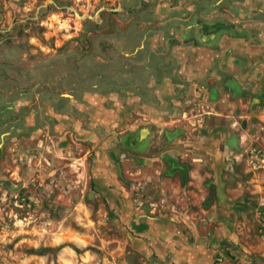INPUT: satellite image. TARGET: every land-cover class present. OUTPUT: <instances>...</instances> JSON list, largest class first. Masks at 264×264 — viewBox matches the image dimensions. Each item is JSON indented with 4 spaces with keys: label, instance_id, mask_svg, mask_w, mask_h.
I'll list each match as a JSON object with an SVG mask.
<instances>
[{
    "label": "rangeland",
    "instance_id": "374dc122",
    "mask_svg": "<svg viewBox=\"0 0 264 264\" xmlns=\"http://www.w3.org/2000/svg\"><path fill=\"white\" fill-rule=\"evenodd\" d=\"M0 264H264V0H0Z\"/></svg>",
    "mask_w": 264,
    "mask_h": 264
},
{
    "label": "crops",
    "instance_id": "0c3cea01",
    "mask_svg": "<svg viewBox=\"0 0 264 264\" xmlns=\"http://www.w3.org/2000/svg\"><path fill=\"white\" fill-rule=\"evenodd\" d=\"M173 169H177L180 173H181V178H182V181L181 182H184V189L187 191L188 193V189L187 186L188 185H191L192 183H194L195 181L194 180H189L188 179V176L189 174L191 173L190 172V169L189 167H187L186 165V162L182 161V160H179V159H176V161L173 162L172 166H171Z\"/></svg>",
    "mask_w": 264,
    "mask_h": 264
},
{
    "label": "water",
    "instance_id": "95a60500",
    "mask_svg": "<svg viewBox=\"0 0 264 264\" xmlns=\"http://www.w3.org/2000/svg\"><path fill=\"white\" fill-rule=\"evenodd\" d=\"M92 17H94V16H92Z\"/></svg>",
    "mask_w": 264,
    "mask_h": 264
}]
</instances>
